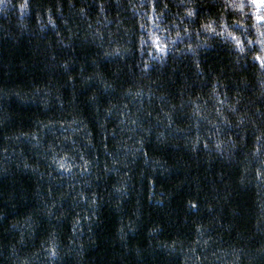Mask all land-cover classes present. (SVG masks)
Here are the masks:
<instances>
[{
    "label": "trees",
    "instance_id": "obj_1",
    "mask_svg": "<svg viewBox=\"0 0 264 264\" xmlns=\"http://www.w3.org/2000/svg\"><path fill=\"white\" fill-rule=\"evenodd\" d=\"M24 2L0 0V264H264V0Z\"/></svg>",
    "mask_w": 264,
    "mask_h": 264
},
{
    "label": "clouds",
    "instance_id": "obj_2",
    "mask_svg": "<svg viewBox=\"0 0 264 264\" xmlns=\"http://www.w3.org/2000/svg\"><path fill=\"white\" fill-rule=\"evenodd\" d=\"M244 4L242 2H231L229 4V8L233 9L234 11H236L238 13L239 16H246L247 14L243 11L244 9ZM257 8L259 9L260 8V5L258 4L257 5ZM191 11L188 12V15ZM191 16V15H189ZM237 24L241 23L240 20H237L236 21ZM254 28H255V31L256 33H258L259 35H257L255 37V40H256V43L260 45V50H259V56L264 58V31H262V28L261 26L259 25H252ZM204 30L205 31H214V29L212 28V24L211 23H208V24H205L204 25ZM186 34V33H185ZM153 36H155L154 33H152ZM217 35H220V36H225V37H231L234 42H235V46L239 49V51L241 53H243L245 51V45L242 43L241 39L236 36L233 32H230L228 31V25L227 24H224L223 25V28H222V31L218 32ZM181 36V33L179 31H177L175 33V36L172 37V39H175L176 37H179ZM253 42V38H249L248 39V44L251 45ZM191 47V46H190ZM163 49H164V46L163 45H159V50L161 52H163Z\"/></svg>",
    "mask_w": 264,
    "mask_h": 264
},
{
    "label": "snow or ice",
    "instance_id": "obj_3",
    "mask_svg": "<svg viewBox=\"0 0 264 264\" xmlns=\"http://www.w3.org/2000/svg\"><path fill=\"white\" fill-rule=\"evenodd\" d=\"M230 3H231V2H229V0H226V3H225L224 6H225V7H229V4H230ZM166 6H167V5H165V7H166ZM20 7L26 9V8L28 7L27 0H25V2H24L23 4H21ZM82 11H83V9H82ZM189 15H192V12H190ZM262 20H264V18H262ZM49 22H50V23H54V21H52L51 18H50ZM157 47H159V45H157ZM163 51H164V49H163ZM254 59H256L257 61L260 62V66H261V67H264V58L260 57L259 55H255V56H254ZM61 167H63V165H61Z\"/></svg>",
    "mask_w": 264,
    "mask_h": 264
}]
</instances>
